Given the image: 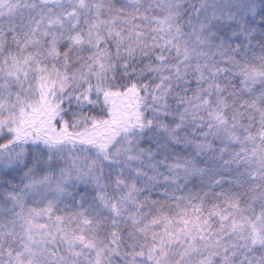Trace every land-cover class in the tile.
<instances>
[{
  "label": "snow or ice",
  "instance_id": "snow-or-ice-1",
  "mask_svg": "<svg viewBox=\"0 0 264 264\" xmlns=\"http://www.w3.org/2000/svg\"><path fill=\"white\" fill-rule=\"evenodd\" d=\"M0 264H264V0H0Z\"/></svg>",
  "mask_w": 264,
  "mask_h": 264
}]
</instances>
